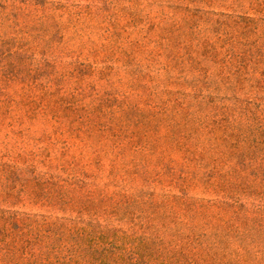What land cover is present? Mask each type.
I'll use <instances>...</instances> for the list:
<instances>
[{
	"label": "rangeland",
	"instance_id": "374dc122",
	"mask_svg": "<svg viewBox=\"0 0 264 264\" xmlns=\"http://www.w3.org/2000/svg\"><path fill=\"white\" fill-rule=\"evenodd\" d=\"M18 46L0 264H98L54 257L96 228L109 264H264V0H0Z\"/></svg>",
	"mask_w": 264,
	"mask_h": 264
},
{
	"label": "trees",
	"instance_id": "16d2710c",
	"mask_svg": "<svg viewBox=\"0 0 264 264\" xmlns=\"http://www.w3.org/2000/svg\"><path fill=\"white\" fill-rule=\"evenodd\" d=\"M24 58L25 57L23 56L21 46H18L15 50H12L10 47L0 49V82L4 83L5 86L3 87H9L12 81L22 79V70L23 67H25ZM260 112H262V115L264 117V108L261 109ZM260 112L250 113L253 117L256 116L258 118ZM8 223L16 224L17 229L22 225H19L18 220H16V218L14 217H12ZM0 228V237H5L9 234L7 229H4L2 227ZM111 234L114 235L115 232H112ZM108 238L109 231H105L99 228L91 229L84 236H80L78 232H72L68 235V240L71 242V244L67 248V253L63 255L56 253L54 256L55 261L77 262L80 258L84 262H97L98 264H109V262H125L126 259L124 258V254L122 252L116 253V255L111 258L110 254L115 253V251L119 249V246L115 245L113 241H108ZM82 240L86 242V245L84 247H82L80 244V241ZM98 241L103 243L105 242L106 246H103L100 249L93 246ZM52 247L57 248L56 245ZM76 252H78L77 255L75 254ZM78 255H80L81 257H79Z\"/></svg>",
	"mask_w": 264,
	"mask_h": 264
}]
</instances>
